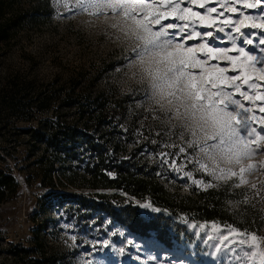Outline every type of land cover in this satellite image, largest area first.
<instances>
[{"label":"rangeland","instance_id":"374dc122","mask_svg":"<svg viewBox=\"0 0 264 264\" xmlns=\"http://www.w3.org/2000/svg\"><path fill=\"white\" fill-rule=\"evenodd\" d=\"M32 2L16 0L11 12L23 14ZM50 2L53 10L49 20L40 22L37 13L30 10L27 21L0 37V169L11 172L18 182L16 191L0 203V264L13 263L9 249L14 246L28 248L27 256L43 264H88L89 261L92 264H171L181 260L184 264H214L211 257L204 255L210 249L187 223L181 222L184 214L170 213L148 196L128 197L144 216L162 213L185 224L200 245V249L193 248L191 253L168 247L152 235L134 233L105 212L79 205L81 195L95 197L92 189L82 185L80 166L84 162L77 166L65 161L49 169L50 156L54 152L63 153L61 144L68 142L67 128L54 120L74 123L78 129L76 134L84 136L85 131L82 134L81 130L90 126L91 119L86 113L91 109L113 110L122 122V131L115 137L123 139L122 134L126 132L130 137L128 147L137 146L142 150V158L135 157V160L147 162L148 168H155L156 175L163 170L156 155L163 149L151 140L182 142L179 133L172 135L181 120L168 118L165 113L171 110V105L155 94L152 87L153 76L163 68L159 49L151 45L146 48L144 41L137 38L131 21L109 9L95 15L83 11L73 13L66 5L75 8V0ZM193 10L203 11L194 6ZM9 18L10 12L6 11L0 21L6 22ZM104 64L108 68L97 76ZM123 94L129 96V101L121 113ZM52 130L56 132V144H47L44 141ZM157 132L162 135L157 137ZM77 148L79 154L87 150L84 139L80 138ZM259 161H264V154L243 164ZM222 167L238 171L237 166L227 162ZM174 175L164 170V175L157 177L171 192H196L195 187L189 189L185 181L174 179ZM245 178L248 183L240 188L216 189L224 190L225 205L233 220L240 223L245 210H249L251 222L255 221L264 235V201L253 197L255 207H252L236 203L242 197L230 194L244 192L253 184L264 192V169ZM100 190L111 193V201L116 204L121 197H127L112 189ZM144 202H151L162 211L138 206ZM105 239L111 247L104 248L99 243ZM125 246L124 254L115 251ZM150 256L159 259L150 261ZM52 258L54 263L50 262Z\"/></svg>","mask_w":264,"mask_h":264},{"label":"snow or ice","instance_id":"6c2138e0","mask_svg":"<svg viewBox=\"0 0 264 264\" xmlns=\"http://www.w3.org/2000/svg\"><path fill=\"white\" fill-rule=\"evenodd\" d=\"M66 6L93 15L109 9L131 21L146 48L162 54L163 68L153 76L152 87L171 105L168 118L181 120L172 135L179 133L182 142L151 140L163 149L156 154L163 169L157 175L166 170L189 189L208 192L240 188L248 183L246 175L264 169V161L243 164L264 154V0H75V8ZM225 162L238 171L222 167ZM230 194L242 197L236 203L252 207L253 197L264 201L255 184ZM138 206L162 211L151 202ZM180 220L210 249L204 255L214 264H264V235L255 221L241 226L219 218ZM99 243L111 247L108 239ZM115 251L124 254L126 246Z\"/></svg>","mask_w":264,"mask_h":264},{"label":"trees","instance_id":"16d2710c","mask_svg":"<svg viewBox=\"0 0 264 264\" xmlns=\"http://www.w3.org/2000/svg\"><path fill=\"white\" fill-rule=\"evenodd\" d=\"M33 1L25 8L23 14L19 12L13 15L11 9L16 0H0V17L6 11L10 12V18L6 22L0 21V37H5L10 28H17L22 22L27 21L28 19L25 18L28 17L30 10L37 13L40 22L50 19L53 10L50 0ZM107 65L104 64L96 75L98 76L102 69H107ZM121 97L124 100L121 105V113H123L129 96L123 94ZM89 111L86 116L91 119L90 126L86 130H81L82 134L85 131L84 136L76 134L78 129L74 123H68L63 119L54 120V123L67 128L66 135L69 144L66 141L63 142L61 145L64 152H54L49 158V169H52L55 163L61 165L62 162L66 161L74 162L75 165L80 166L79 162H84L80 166L83 171L80 174L83 181L82 185L92 189L95 197L90 198L81 195L78 200L79 205L105 212L117 223L126 226L132 232L152 235L166 246L184 250L186 253H191L193 248L200 249V245L193 234L187 230L185 224L174 221L170 216L162 213L144 216L138 212L136 204L130 198L148 196L157 205L167 208L170 213H182L187 217L195 216L198 221H210L219 218L221 221L236 222L231 218V214L225 205L227 196H225L224 190L216 188L210 189L208 192L196 190L193 194L171 192L157 177L154 167L148 168L147 162L135 160V157L142 158L140 153L142 150L137 146L128 147L127 142H130V137L125 134L126 132L122 134L123 139L115 137L116 133L122 131V122L120 118L115 116L113 110L97 111L91 109ZM80 113L85 114L83 111ZM100 125L105 126L101 127ZM49 135L44 142L56 144V132L52 130ZM80 138L84 139L87 144V150L81 154L78 153L79 149L77 148ZM105 141H108L107 144ZM17 186L18 182L14 175L9 171L0 169V203L11 196L16 191ZM100 189H112L114 193L125 194L127 197H121V201L116 204L111 201V193ZM252 219L251 211L245 210L239 224L247 226L252 224ZM9 250L13 254L12 264H43L41 260H38V263L36 259H30V256H27L29 249L24 246H14ZM51 261L54 263V258Z\"/></svg>","mask_w":264,"mask_h":264}]
</instances>
